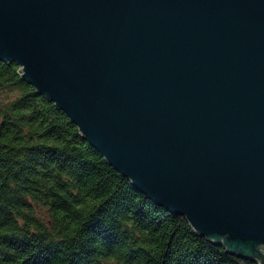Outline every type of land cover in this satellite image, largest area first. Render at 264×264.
<instances>
[{"label":"water","instance_id":"obj_1","mask_svg":"<svg viewBox=\"0 0 264 264\" xmlns=\"http://www.w3.org/2000/svg\"><path fill=\"white\" fill-rule=\"evenodd\" d=\"M0 61L153 203L264 264V0H0Z\"/></svg>","mask_w":264,"mask_h":264},{"label":"trees","instance_id":"obj_2","mask_svg":"<svg viewBox=\"0 0 264 264\" xmlns=\"http://www.w3.org/2000/svg\"><path fill=\"white\" fill-rule=\"evenodd\" d=\"M0 264L256 263L153 203L0 61Z\"/></svg>","mask_w":264,"mask_h":264}]
</instances>
